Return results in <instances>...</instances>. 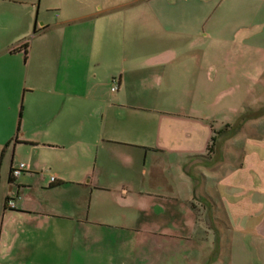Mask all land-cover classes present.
I'll list each match as a JSON object with an SVG mask.
<instances>
[{"label": "crops", "instance_id": "crops-1", "mask_svg": "<svg viewBox=\"0 0 264 264\" xmlns=\"http://www.w3.org/2000/svg\"><path fill=\"white\" fill-rule=\"evenodd\" d=\"M250 82L264 0H0V264H264Z\"/></svg>", "mask_w": 264, "mask_h": 264}, {"label": "rangeland", "instance_id": "rangeland-1", "mask_svg": "<svg viewBox=\"0 0 264 264\" xmlns=\"http://www.w3.org/2000/svg\"><path fill=\"white\" fill-rule=\"evenodd\" d=\"M50 1L54 2L55 0L54 1L50 0ZM256 64H258V61L256 62ZM224 72L226 73L227 70H225ZM245 82H247V81H245ZM215 86L216 87L222 86L224 89H226L229 87V84L225 83L223 81V77H222L221 80H218V82L216 83ZM233 88L235 89L234 92L239 94L241 99L244 100V101H240V103H241L240 108H241V111H243L244 113L249 112L252 109L258 110L264 104V102L256 101V99H255V98H257V96H263L264 97V93H261V90L264 89V82H261V84L259 82H255V83L250 82L249 84H245V85L240 84V86H236L235 84H233ZM250 88L252 90H251V92H248ZM243 105H246V106H243ZM250 107H253V108H250ZM261 109L264 110V105H263V108H261ZM262 112H264V111H262ZM259 117L260 116H257V118H259ZM254 119H256V117ZM214 136H216V138H217L216 132H215ZM216 151H217V146L215 145L214 149H213V153H211V155L216 153Z\"/></svg>", "mask_w": 264, "mask_h": 264}, {"label": "built area", "instance_id": "built-area-1", "mask_svg": "<svg viewBox=\"0 0 264 264\" xmlns=\"http://www.w3.org/2000/svg\"><path fill=\"white\" fill-rule=\"evenodd\" d=\"M116 89H117V87L114 88V90H116ZM25 170H26V165L24 163H21L18 166L13 167L11 174L13 177L16 178V177H19ZM7 207L8 208H15L16 207L15 201L14 200H8L7 201Z\"/></svg>", "mask_w": 264, "mask_h": 264}, {"label": "trees", "instance_id": "trees-1", "mask_svg": "<svg viewBox=\"0 0 264 264\" xmlns=\"http://www.w3.org/2000/svg\"><path fill=\"white\" fill-rule=\"evenodd\" d=\"M252 117H253V114L252 113H247V114L243 115V117L241 118V120L246 121L248 119H251ZM227 128H230V126H227ZM221 133H225V131L216 132L217 135H219ZM215 145H217V138H216V136H214L212 138L211 143L209 144V147H208V155L209 156H212L211 153H213V149H214V146Z\"/></svg>", "mask_w": 264, "mask_h": 264}]
</instances>
